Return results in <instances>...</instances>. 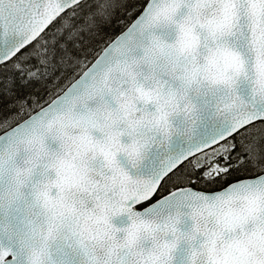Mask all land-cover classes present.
I'll return each instance as SVG.
<instances>
[{"label":"snow or ice","instance_id":"obj_1","mask_svg":"<svg viewBox=\"0 0 264 264\" xmlns=\"http://www.w3.org/2000/svg\"><path fill=\"white\" fill-rule=\"evenodd\" d=\"M0 264H264V0H0Z\"/></svg>","mask_w":264,"mask_h":264}]
</instances>
